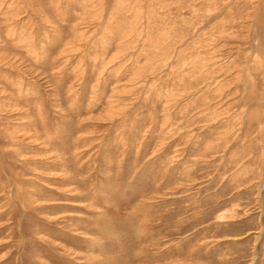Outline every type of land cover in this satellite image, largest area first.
Returning <instances> with one entry per match:
<instances>
[{
    "label": "rangeland",
    "instance_id": "1",
    "mask_svg": "<svg viewBox=\"0 0 264 264\" xmlns=\"http://www.w3.org/2000/svg\"><path fill=\"white\" fill-rule=\"evenodd\" d=\"M0 264H264V0H0Z\"/></svg>",
    "mask_w": 264,
    "mask_h": 264
}]
</instances>
